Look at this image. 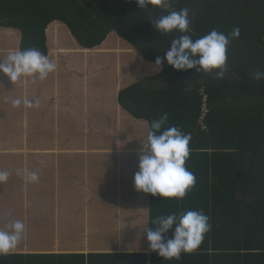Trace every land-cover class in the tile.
<instances>
[{"label":"trees","instance_id":"trees-1","mask_svg":"<svg viewBox=\"0 0 264 264\" xmlns=\"http://www.w3.org/2000/svg\"><path fill=\"white\" fill-rule=\"evenodd\" d=\"M189 9L188 33L161 34L153 20ZM65 23L88 49L100 46L112 32L124 38L147 61L164 57L173 39L193 40L217 30L239 38L227 48V70L177 71L165 60L161 73L125 87L120 105L137 119L151 122L168 114L165 127L191 134L186 168L196 177L183 199L150 194L149 228L158 216L203 210L211 230L199 247L180 258L157 252L25 253L48 240L26 231L18 247L0 255V264H264V0H163L140 9L136 0H0V28L21 35L20 49L36 48L44 55L46 28ZM160 81L161 87L155 83ZM27 233V234H26ZM70 241L72 235H67ZM172 237L170 230L165 240ZM78 243V242H77ZM76 243V244H77Z\"/></svg>","mask_w":264,"mask_h":264},{"label":"crops","instance_id":"crops-1","mask_svg":"<svg viewBox=\"0 0 264 264\" xmlns=\"http://www.w3.org/2000/svg\"><path fill=\"white\" fill-rule=\"evenodd\" d=\"M45 34L46 56L56 64L46 79L13 83L0 72V170L10 174L0 184V229L25 218L28 233L53 242L25 253H151L150 193L134 185L150 124L126 111L119 94L158 76L162 66L116 32L94 49L62 22ZM0 39V60L21 50L18 31L0 28ZM17 98L22 103L13 107ZM24 99L40 106L26 108ZM31 172L37 182L28 180ZM67 235L78 243L65 244Z\"/></svg>","mask_w":264,"mask_h":264},{"label":"clouds","instance_id":"clouds-1","mask_svg":"<svg viewBox=\"0 0 264 264\" xmlns=\"http://www.w3.org/2000/svg\"><path fill=\"white\" fill-rule=\"evenodd\" d=\"M162 2L163 0H136L140 9L149 5H161ZM190 23L189 9L184 8L153 20V27L161 34H168L173 30L188 33ZM239 36L238 27L227 35L212 30L196 40L183 34L172 40L166 55L157 57L155 65L159 68L166 60L177 71L195 69L197 72L211 73L218 69L216 75L222 79L227 70L228 45L231 39ZM55 70L56 64L36 48L10 51L5 59L0 60V72L13 83L23 76L34 77L37 74L40 80H44ZM252 75L257 81L264 79V71H255ZM21 103L18 98L12 100L13 107H19ZM23 105L26 108H38L40 102L36 100L33 103L24 99ZM167 121L168 114L162 113L151 122L147 140L142 142L139 171L134 175V185L137 191L153 196L183 199L196 183L194 173L185 166L190 156L191 134H185L175 126L165 127ZM9 175L8 171L0 170V184L6 182ZM27 178L31 182L39 180L36 172L29 173ZM209 221V216L203 210L158 216L151 221L157 226L155 230L145 228L149 249L164 259L178 260L181 253H191L199 247L204 235L211 230ZM170 230L172 237L165 240ZM24 233L25 224L20 220L9 223L7 230L0 229V255L14 251L24 238Z\"/></svg>","mask_w":264,"mask_h":264},{"label":"rangeland","instance_id":"rangeland-1","mask_svg":"<svg viewBox=\"0 0 264 264\" xmlns=\"http://www.w3.org/2000/svg\"><path fill=\"white\" fill-rule=\"evenodd\" d=\"M0 41H2V40L0 39ZM10 43H15V42L14 41H10ZM81 77H84V75H81ZM80 79H82V78H80ZM145 232L143 234H140L139 236H143L145 234ZM137 240H138L137 242H143V240H141V238L140 239H137Z\"/></svg>","mask_w":264,"mask_h":264}]
</instances>
